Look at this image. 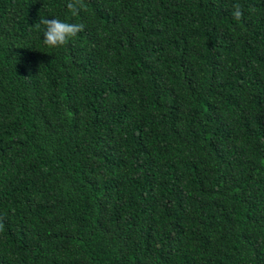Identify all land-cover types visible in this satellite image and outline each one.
Listing matches in <instances>:
<instances>
[{
  "label": "trees",
  "instance_id": "trees-1",
  "mask_svg": "<svg viewBox=\"0 0 264 264\" xmlns=\"http://www.w3.org/2000/svg\"><path fill=\"white\" fill-rule=\"evenodd\" d=\"M67 2L0 0V264H264V0Z\"/></svg>",
  "mask_w": 264,
  "mask_h": 264
},
{
  "label": "clouds",
  "instance_id": "clouds-1",
  "mask_svg": "<svg viewBox=\"0 0 264 264\" xmlns=\"http://www.w3.org/2000/svg\"><path fill=\"white\" fill-rule=\"evenodd\" d=\"M66 7L73 16H77L81 11L85 10V0H68ZM233 9V18L240 20L243 16L241 6L239 4H235L233 5ZM41 25L44 26L43 43L49 48H60L66 46L84 29L83 24L63 22L57 18L48 19L40 17L39 22H37L34 27L39 29ZM0 230H3L2 223H0Z\"/></svg>",
  "mask_w": 264,
  "mask_h": 264
}]
</instances>
